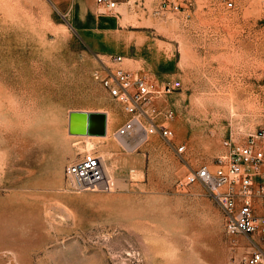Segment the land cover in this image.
<instances>
[{
    "label": "rangeland",
    "instance_id": "rangeland-1",
    "mask_svg": "<svg viewBox=\"0 0 264 264\" xmlns=\"http://www.w3.org/2000/svg\"><path fill=\"white\" fill-rule=\"evenodd\" d=\"M118 26L81 33L50 0H0V264H230L264 241L228 235L223 213L190 166L214 167L232 136L264 125V7L260 0H119ZM232 2L228 7L226 3ZM156 86L181 88L158 134L128 145V116L93 77L100 59ZM160 98L148 110H160ZM71 110L108 112L103 137L69 135ZM102 158L112 191H73L65 165Z\"/></svg>",
    "mask_w": 264,
    "mask_h": 264
},
{
    "label": "built area",
    "instance_id": "built-area-1",
    "mask_svg": "<svg viewBox=\"0 0 264 264\" xmlns=\"http://www.w3.org/2000/svg\"><path fill=\"white\" fill-rule=\"evenodd\" d=\"M118 0H95L98 6L114 10ZM195 0H160L159 9L180 11L189 8ZM264 7V0H260ZM228 7L232 2L226 3ZM122 55H111L110 64L100 59L93 71L108 96L119 103L128 118L114 131L116 137H127L141 132L144 137L158 134L177 155L185 151L184 144H175L173 131L163 121L175 115L170 100L180 90L181 82L167 79L156 86L143 77L134 76L122 67ZM160 98L168 104L148 110V105ZM159 115L163 118H159ZM224 150L214 167L190 166L185 184H199L217 203L223 213V227L228 235L240 234L248 239L264 241V125L246 135L243 143L232 136L223 141ZM102 158L93 152H84L64 167V177L73 191H112L115 181L106 172ZM230 264H264V251L256 248L239 261Z\"/></svg>",
    "mask_w": 264,
    "mask_h": 264
},
{
    "label": "crops",
    "instance_id": "crops-1",
    "mask_svg": "<svg viewBox=\"0 0 264 264\" xmlns=\"http://www.w3.org/2000/svg\"><path fill=\"white\" fill-rule=\"evenodd\" d=\"M54 3L62 13L67 15L71 23L77 31L81 33L96 30L109 31V25L118 26L120 13L117 11L118 7L126 2L117 1L114 10L108 9L105 6H98L95 0H50ZM107 114V131L109 114ZM264 251V250H263Z\"/></svg>",
    "mask_w": 264,
    "mask_h": 264
},
{
    "label": "water",
    "instance_id": "water-1",
    "mask_svg": "<svg viewBox=\"0 0 264 264\" xmlns=\"http://www.w3.org/2000/svg\"><path fill=\"white\" fill-rule=\"evenodd\" d=\"M107 115L101 111L71 110L68 112L67 132L75 136H104Z\"/></svg>",
    "mask_w": 264,
    "mask_h": 264
},
{
    "label": "bare ground",
    "instance_id": "bare-ground-1",
    "mask_svg": "<svg viewBox=\"0 0 264 264\" xmlns=\"http://www.w3.org/2000/svg\"><path fill=\"white\" fill-rule=\"evenodd\" d=\"M107 115V114H106ZM107 125H106V134H107ZM105 134V135H106ZM104 135V136H105ZM75 136V135H74ZM86 137H103V136H86ZM129 137V136H128ZM131 137V136H130ZM122 138V137H121ZM125 138V137H124ZM137 138H140V139H144V136H143V134L141 133V132H139V133H137L136 135H134V136H132L131 138H130V141H129V143H128V145H130V144H134V143H136L135 141L137 140ZM132 144V145H133ZM103 164V163H102Z\"/></svg>",
    "mask_w": 264,
    "mask_h": 264
}]
</instances>
